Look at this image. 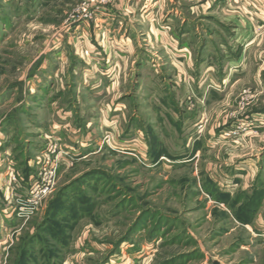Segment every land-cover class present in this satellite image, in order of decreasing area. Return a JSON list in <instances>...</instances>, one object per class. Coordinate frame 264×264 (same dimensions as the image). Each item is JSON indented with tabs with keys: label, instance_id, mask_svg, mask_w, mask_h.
Wrapping results in <instances>:
<instances>
[{
	"label": "rangeland",
	"instance_id": "1",
	"mask_svg": "<svg viewBox=\"0 0 264 264\" xmlns=\"http://www.w3.org/2000/svg\"><path fill=\"white\" fill-rule=\"evenodd\" d=\"M80 2L0 0V264H264V19L231 61L199 27L187 64L140 17L129 55L119 19L103 40L128 62L96 68L74 34L95 20L64 25ZM46 154L54 186L19 219L8 173L25 198Z\"/></svg>",
	"mask_w": 264,
	"mask_h": 264
},
{
	"label": "crops",
	"instance_id": "2",
	"mask_svg": "<svg viewBox=\"0 0 264 264\" xmlns=\"http://www.w3.org/2000/svg\"><path fill=\"white\" fill-rule=\"evenodd\" d=\"M253 8L255 9L254 14L252 13V10H254ZM139 17L147 23L151 34H153L155 39L159 41L158 43L161 44L164 51H178L182 54L181 57H183L184 61L191 57V53L194 50V42L197 40V36L195 35L198 34L199 27L202 29L205 28L203 29L204 32L208 33V35H214L215 38V44L212 40L208 41V43L205 42V44H203L205 45L204 49L219 51L224 57L231 61L237 60V55L234 56L237 51H241L242 54V50L244 51V47L246 46L243 41L248 42L247 37L252 35L248 29H252L253 24L249 22L247 18H256L263 22L264 0H111V2L105 7L104 12L96 17L93 22L94 24L92 25L93 27L90 28L92 31H88H91V35L95 36V42L91 39L86 40L88 39V35L84 34L86 31L83 29L81 31V33L83 32L82 34L79 32V29L74 32V34L84 38L82 48L88 51V54L90 52V55L93 56V67L97 68L109 65L107 48L114 49L117 47H113L112 43L109 45L105 44L103 39H105L106 35L111 39L110 34H115V24L116 26H119V19L123 22L121 30L123 29L122 31L126 32L127 35L125 39L120 40L119 42L124 46L123 48L126 47V51L130 55L133 51L131 48V42H133L134 38L132 34L133 30L130 28V21L133 18ZM201 18L210 19L211 22L204 21L207 24L203 22L200 23ZM98 23L100 24V28ZM236 23H239L238 26L236 25L233 27ZM158 24H160L159 27H157ZM104 26L108 27V33L105 29L103 31L102 28ZM225 34H228L229 40L228 38L225 40ZM99 36H101V44L103 43L105 46H103V44L100 45L97 41L96 37ZM237 36H239V38H237ZM123 48H117L115 50H118L121 55L125 53V51L120 50ZM246 50L247 46L245 51ZM109 52H111V50ZM241 54L239 59L243 56ZM104 56H107V58ZM89 57H87L88 60ZM125 58L127 59V55L125 56L123 54L122 58L119 60L115 59V62L112 61V63L115 64V67L120 65L125 66L128 62ZM82 61L83 62L80 63V61L76 60V68L81 67L82 63L85 65V61ZM145 62H142V66L146 64ZM187 63L188 62L186 61V64ZM188 78L194 82L191 77ZM67 115V111L62 114L64 118H68ZM67 120L68 119H66V121ZM73 125L74 124H72V127L74 128L75 126ZM69 128L66 126L65 130L67 131ZM4 155L8 156L11 154L6 151ZM9 169L10 168H8V171ZM20 175L21 174H19V176ZM29 178H31L30 175L28 178L24 177L23 180L20 176V179L24 184H26V180L28 181ZM12 209L13 206L7 210L10 213ZM9 217V215L5 216L6 219Z\"/></svg>",
	"mask_w": 264,
	"mask_h": 264
},
{
	"label": "built area",
	"instance_id": "3",
	"mask_svg": "<svg viewBox=\"0 0 264 264\" xmlns=\"http://www.w3.org/2000/svg\"><path fill=\"white\" fill-rule=\"evenodd\" d=\"M111 2V0H81L80 5L72 13H70L65 21L64 25L68 29L73 28L81 23H91L96 17L103 13L105 7ZM49 153L53 154L54 149L51 148ZM59 153V152H58ZM57 153V154H58ZM50 155H44L42 161V170L37 173V177L33 183H31L27 195L22 198L18 195V187H21L22 181L19 176L10 171L6 179V189L9 190L11 200L16 205V216L19 219L28 218L33 215L40 205L41 200L47 196L54 186L55 170ZM20 191V190H19Z\"/></svg>",
	"mask_w": 264,
	"mask_h": 264
}]
</instances>
